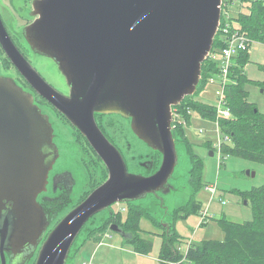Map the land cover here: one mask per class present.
Segmentation results:
<instances>
[{
    "label": "water",
    "instance_id": "95a60500",
    "mask_svg": "<svg viewBox=\"0 0 264 264\" xmlns=\"http://www.w3.org/2000/svg\"><path fill=\"white\" fill-rule=\"evenodd\" d=\"M221 1L33 0L29 13L34 18L24 26V38L54 62L69 87L67 95L13 47L0 20V43L12 63L86 136L109 168L108 177L51 228L35 264H69L90 228L113 216L112 204L144 207L131 201L150 195L149 205H160V194L173 189L169 178L180 142L173 133L172 108L196 91L218 30ZM95 112L130 118L133 134L159 152L157 168L150 174L129 171L97 126ZM57 157L48 116L32 94L0 75V236H8L17 261L23 247H33L48 226L37 195L45 191ZM104 209L106 215L86 226ZM109 228L130 237L114 223ZM0 254L4 264L2 248Z\"/></svg>",
    "mask_w": 264,
    "mask_h": 264
},
{
    "label": "rangeland",
    "instance_id": "374dc122",
    "mask_svg": "<svg viewBox=\"0 0 264 264\" xmlns=\"http://www.w3.org/2000/svg\"><path fill=\"white\" fill-rule=\"evenodd\" d=\"M247 4V1L244 0H230L228 5L230 19H236L239 12H246ZM234 22L238 25L236 21ZM246 52H248V58L244 64V73H246L249 80L245 82L244 89L248 93V101L254 103L259 112L264 113V87L257 84L264 77V44L252 41ZM37 68L51 83L58 88H62V75L53 61L39 59ZM214 90L215 84L206 82V85L194 94V97L199 101L214 104ZM181 125L194 152L198 154L202 162L201 186L195 192V201L199 205L195 210H191L187 216H178L174 220L175 230L180 236L179 245L183 249L188 243H199L207 239L223 240L224 231L217 221L219 217L238 223L252 218V204L241 193L250 190L254 186L264 184V164L223 153L220 154L219 158L218 150L214 145L218 142V139L221 142L224 139L222 134L220 137L217 134L215 119H206L197 112L191 111L188 123L184 122V125ZM218 130H220L219 126ZM207 142L211 144V147H208ZM176 149L178 161L172 176L169 178L173 189L160 194L164 197L160 205H149L154 198L150 195L131 201V203L146 207L150 216L163 221L161 225L154 224L151 218L145 215L139 219L138 228L124 224L128 204L115 203L110 206L111 210L114 213L117 212L120 216L119 225L125 230L132 229L138 236L143 238H141L142 241L151 242L150 250L146 253L135 251L131 241L108 227L102 233H95L81 246L74 259L76 264L88 260L92 253H94V264H163L158 259L163 226L166 222H169L172 211L184 204L193 190L188 184V170L190 167L188 154L182 143L176 142ZM141 151L146 152L147 148L144 147ZM210 151L213 152L212 155L209 154ZM127 154L128 156L131 154L129 149ZM247 172L250 174H247ZM251 172H253V175H251ZM210 183L216 186L213 195L204 190V186ZM107 212V209L97 212L86 222V226L97 223L98 218L106 215ZM97 236H99V239L95 240Z\"/></svg>",
    "mask_w": 264,
    "mask_h": 264
},
{
    "label": "trees",
    "instance_id": "16d2710c",
    "mask_svg": "<svg viewBox=\"0 0 264 264\" xmlns=\"http://www.w3.org/2000/svg\"><path fill=\"white\" fill-rule=\"evenodd\" d=\"M247 1V11L239 12L236 21L241 33L251 41L264 44V0ZM221 21V20H220ZM222 38L219 30L216 32L211 51L222 47ZM248 52L241 51L233 59L229 76L231 82L225 87V97L230 108L229 118H218V125L225 140L221 142L219 150L225 155H233L264 164V113L259 112L256 105L248 101V93L244 84L249 80L244 73V64L247 61ZM264 69V68H263ZM218 72L216 61L207 57L201 64V77L194 94L206 85L207 78ZM264 87V77L257 82ZM193 95L185 96L182 101L174 106L181 122L188 123L191 111H195L206 119L215 118V109L212 104L197 100ZM173 133L177 140L183 144L188 154L190 167L188 170V184L192 187L184 204L173 210V220L167 226H163L161 233L162 241L159 249L158 259L163 264H264V184L254 186L250 190L241 193L245 199L252 204V218L241 223L219 217L221 228L224 231L223 240L207 239L199 243H188L186 248L179 245V235L174 227L175 217H185L191 210H195L199 204L195 201V192L199 190L202 173V162L196 154L191 143L184 134L181 124H175ZM208 147L211 144L207 142ZM244 199V200H245ZM124 224L138 228L139 219L145 215L151 218L154 224L161 225L155 221L144 207L128 204ZM136 211V212H134ZM113 217L120 221L118 213H114L105 223L90 228L87 237L81 242L80 247L71 256L69 264H76L74 259L81 246L87 242L95 233L106 231L107 222ZM130 234L127 240L131 241L134 250L146 253L151 248V242L141 240L132 229L125 230ZM99 234V233H98ZM99 239V236L95 237ZM98 238V239H97ZM143 239V238H142Z\"/></svg>",
    "mask_w": 264,
    "mask_h": 264
},
{
    "label": "flooded vegetation",
    "instance_id": "af4514ba",
    "mask_svg": "<svg viewBox=\"0 0 264 264\" xmlns=\"http://www.w3.org/2000/svg\"><path fill=\"white\" fill-rule=\"evenodd\" d=\"M32 2L33 0H0L1 23L14 45L13 47L52 87L67 95L69 87L65 80L62 79V88H58L37 68L39 59L51 60L35 52L24 38V26L34 18L29 13ZM0 75L11 79L24 91L32 94L34 102L48 116L52 124L53 141L58 148V157L49 171L46 189L37 195V201L47 213L48 226L45 233L33 247H23L18 261L8 236L3 240L0 236L4 264H16V262L18 264H35L40 246L51 228L60 217L82 201L108 177L109 168L86 136L73 126L50 101L31 87L17 66L12 63L1 43ZM94 119L106 139L120 152L129 171L150 174L157 168L160 162L159 152L145 146L133 134L130 129V118L117 113L95 112ZM144 147L147 148L146 152L141 151ZM128 149L131 151L129 156ZM113 223L121 228L116 217L107 222L108 227ZM0 264H2L1 254Z\"/></svg>",
    "mask_w": 264,
    "mask_h": 264
},
{
    "label": "built area",
    "instance_id": "2783aa9c",
    "mask_svg": "<svg viewBox=\"0 0 264 264\" xmlns=\"http://www.w3.org/2000/svg\"><path fill=\"white\" fill-rule=\"evenodd\" d=\"M229 1L230 0H222L220 4L221 21H219L218 30L221 34L223 45L218 51H210L208 55V57L216 61L218 65V72L214 76L209 77L207 82L215 84V103L212 105L215 109L214 119L219 137L221 135V131L218 130V118H229L231 116L230 108L225 97V87L229 82H231L229 76L230 67L233 63L234 57L241 51H247L252 43L251 39L241 33L238 25L230 19L228 11ZM172 117L173 126L177 123L184 125V122L179 120V115L174 107L172 108ZM223 139L225 140L224 136ZM220 144L221 140L218 139V142L214 145L218 150L219 158L221 154L219 150ZM204 190L213 195L216 191V186L212 183L206 184L204 186ZM93 255L94 253L91 254V257L88 260H83L78 264H94Z\"/></svg>",
    "mask_w": 264,
    "mask_h": 264
}]
</instances>
